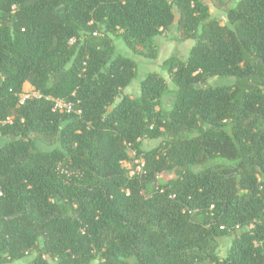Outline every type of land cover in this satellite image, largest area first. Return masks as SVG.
<instances>
[{
    "label": "trees",
    "instance_id": "16d2710c",
    "mask_svg": "<svg viewBox=\"0 0 264 264\" xmlns=\"http://www.w3.org/2000/svg\"><path fill=\"white\" fill-rule=\"evenodd\" d=\"M161 36L192 46L131 96L113 39ZM26 258L264 264V0H0V264Z\"/></svg>",
    "mask_w": 264,
    "mask_h": 264
},
{
    "label": "rangeland",
    "instance_id": "374dc122",
    "mask_svg": "<svg viewBox=\"0 0 264 264\" xmlns=\"http://www.w3.org/2000/svg\"><path fill=\"white\" fill-rule=\"evenodd\" d=\"M201 1L205 4L210 3V0H201ZM221 15L222 13L217 10H213L212 12V17H214L220 25H223V22L220 20ZM113 44L115 45L117 51L121 55L131 58L136 63L137 74L135 76V79L132 80L128 88V93L131 96L138 95L140 81L148 77L150 74L159 73V74H162L163 77H165V79H167L166 73L163 72L161 69L162 61L170 56H176L179 59H185L192 45L190 41L184 42V43H178L171 38L161 36L159 38H156L155 40V44L157 47V55H156V58L152 59L151 57H149V55L151 54L149 50L144 49L141 52V54H134L117 38L113 39ZM214 81L215 80H212L210 82H214ZM167 82H168V79H167ZM158 142L159 141L149 143L148 141H144L143 148L154 146ZM124 164L126 165V168L130 170H131V167H133V165L131 166V164L128 162ZM133 164L135 163L133 162ZM133 171H134V168H133ZM173 177H174L173 173L169 172V173L164 174L162 176V179L165 181ZM229 242H230V239L228 238H223V239L218 240V251H217L218 255L222 256L225 254V250L228 248ZM28 260L29 259L26 258L25 260H21V261L9 263V264H25V262H27ZM93 264H96V262H94Z\"/></svg>",
    "mask_w": 264,
    "mask_h": 264
},
{
    "label": "built area",
    "instance_id": "2783aa9c",
    "mask_svg": "<svg viewBox=\"0 0 264 264\" xmlns=\"http://www.w3.org/2000/svg\"><path fill=\"white\" fill-rule=\"evenodd\" d=\"M93 35L96 36L97 33H94ZM32 99H44L45 101L51 102L53 105L52 111L58 112L60 114H70V113L75 112L73 102L63 99V98L45 97L41 93H39V91H37L34 87L30 86L28 83H25L23 85L21 94L18 96V105H22L25 101L32 100ZM76 113H79V112L76 111ZM11 120L12 118H7L5 123L9 124L11 123ZM135 164L136 166H135L134 171L130 170L129 172L130 175H133L134 172H137L139 174L141 173V168L144 164L143 160H136ZM221 229H223V227H221ZM234 229H238V227L228 229L227 232L234 230Z\"/></svg>",
    "mask_w": 264,
    "mask_h": 264
},
{
    "label": "crops",
    "instance_id": "0c3cea01",
    "mask_svg": "<svg viewBox=\"0 0 264 264\" xmlns=\"http://www.w3.org/2000/svg\"><path fill=\"white\" fill-rule=\"evenodd\" d=\"M189 42V41H188ZM191 42V41H190ZM192 43V42H191ZM192 46V45H191Z\"/></svg>",
    "mask_w": 264,
    "mask_h": 264
},
{
    "label": "water",
    "instance_id": "95a60500",
    "mask_svg": "<svg viewBox=\"0 0 264 264\" xmlns=\"http://www.w3.org/2000/svg\"><path fill=\"white\" fill-rule=\"evenodd\" d=\"M50 262V260H48Z\"/></svg>",
    "mask_w": 264,
    "mask_h": 264
}]
</instances>
